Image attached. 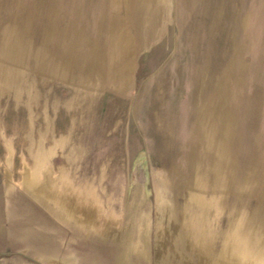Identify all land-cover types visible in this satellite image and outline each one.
I'll use <instances>...</instances> for the list:
<instances>
[{"label": "rangeland", "instance_id": "374dc122", "mask_svg": "<svg viewBox=\"0 0 264 264\" xmlns=\"http://www.w3.org/2000/svg\"><path fill=\"white\" fill-rule=\"evenodd\" d=\"M220 254L264 264V0H0V264Z\"/></svg>", "mask_w": 264, "mask_h": 264}, {"label": "bare ground", "instance_id": "6f19581e", "mask_svg": "<svg viewBox=\"0 0 264 264\" xmlns=\"http://www.w3.org/2000/svg\"><path fill=\"white\" fill-rule=\"evenodd\" d=\"M26 173H28V172H26ZM23 179H26V177L25 178L23 177ZM23 182H25V181L23 180ZM26 184H27L26 186L30 187L31 189L33 188V189H35V191H38L40 193L45 194L47 197H50L54 202L60 203L61 205L65 206L67 211L70 214L75 215L76 217H78L81 220V222L88 223V224H96L97 223L96 219H95V217L93 215V212L85 210L83 207L79 206L76 203L75 198L70 196V195H68L67 193H65L63 195L62 194H60V195L59 194H53V191L51 190L52 189L51 186H49L47 183H44V184L37 183L36 181H34V179L28 180L26 182ZM24 185L25 184H23V186ZM59 186H60V184H59ZM111 226H112V224H109L108 226H105V230H109ZM111 235H113V234H111ZM130 244L131 243H129V248L131 249ZM144 256H145V253H144ZM205 259H206V257L205 258H202V257L200 258L201 264L205 263ZM208 260H210V259H208ZM187 261H190V260H187ZM221 261H222V255L220 254L218 257L214 258L213 260H210V264H223ZM229 264H239V262L233 261V262H231Z\"/></svg>", "mask_w": 264, "mask_h": 264}, {"label": "crops", "instance_id": "0c3cea01", "mask_svg": "<svg viewBox=\"0 0 264 264\" xmlns=\"http://www.w3.org/2000/svg\"><path fill=\"white\" fill-rule=\"evenodd\" d=\"M32 192H33V194H34V192L36 193L35 189L32 188ZM38 193H39V192H38ZM39 194H40V193H39ZM60 224H61V223H60ZM78 230H80V229H78Z\"/></svg>", "mask_w": 264, "mask_h": 264}]
</instances>
